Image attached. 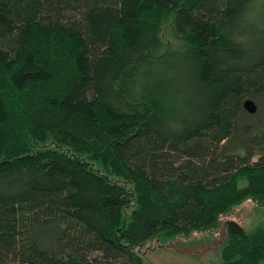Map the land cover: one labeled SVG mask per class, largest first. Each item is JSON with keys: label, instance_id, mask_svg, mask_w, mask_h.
Segmentation results:
<instances>
[{"label": "trees", "instance_id": "obj_1", "mask_svg": "<svg viewBox=\"0 0 264 264\" xmlns=\"http://www.w3.org/2000/svg\"><path fill=\"white\" fill-rule=\"evenodd\" d=\"M245 198L264 0H0V264H145L137 246ZM223 226L219 264H264V224Z\"/></svg>", "mask_w": 264, "mask_h": 264}, {"label": "rangeland", "instance_id": "obj_2", "mask_svg": "<svg viewBox=\"0 0 264 264\" xmlns=\"http://www.w3.org/2000/svg\"><path fill=\"white\" fill-rule=\"evenodd\" d=\"M161 37L164 44L177 40L169 26L164 27ZM239 181L240 185L245 183ZM119 182L127 187V181ZM227 218L239 222L245 231H253L264 224V199L245 198L221 216L219 224L212 229L173 236L157 234L137 246V250L145 264H219V249L225 237L223 222Z\"/></svg>", "mask_w": 264, "mask_h": 264}, {"label": "water", "instance_id": "obj_3", "mask_svg": "<svg viewBox=\"0 0 264 264\" xmlns=\"http://www.w3.org/2000/svg\"><path fill=\"white\" fill-rule=\"evenodd\" d=\"M242 106L249 113H254L257 109L256 103L251 98H245L242 102Z\"/></svg>", "mask_w": 264, "mask_h": 264}]
</instances>
